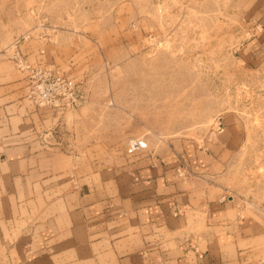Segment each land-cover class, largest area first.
Instances as JSON below:
<instances>
[{"label":"crops","instance_id":"crops-1","mask_svg":"<svg viewBox=\"0 0 264 264\" xmlns=\"http://www.w3.org/2000/svg\"><path fill=\"white\" fill-rule=\"evenodd\" d=\"M250 9L257 66L264 0ZM28 35V62L73 79L87 98L74 112L38 107L12 59L13 38L0 48V264H264V221L253 212L261 210L230 178L245 147L237 122L203 142L138 138L147 146L118 150L95 128L102 101L92 94L91 45L81 52L75 34Z\"/></svg>","mask_w":264,"mask_h":264},{"label":"rangeland","instance_id":"rangeland-1","mask_svg":"<svg viewBox=\"0 0 264 264\" xmlns=\"http://www.w3.org/2000/svg\"><path fill=\"white\" fill-rule=\"evenodd\" d=\"M251 3L0 0V48L13 38L32 69H51L21 52L27 30L38 39L75 34L81 52L90 44L92 94L102 101L95 128L118 150L138 138L203 142L219 123L237 122L246 136L230 171L233 191L264 221V59L256 66L247 50L260 31ZM20 70L29 91L31 72Z\"/></svg>","mask_w":264,"mask_h":264},{"label":"built area","instance_id":"built-area-1","mask_svg":"<svg viewBox=\"0 0 264 264\" xmlns=\"http://www.w3.org/2000/svg\"><path fill=\"white\" fill-rule=\"evenodd\" d=\"M14 57L18 61V68L31 72V84L28 99L38 107L54 109L62 113L74 112L86 103L80 85L64 77L60 73L48 68H31L15 48ZM221 130V123H219ZM146 143L136 141L131 143V150L146 147ZM180 176L184 175L178 170Z\"/></svg>","mask_w":264,"mask_h":264}]
</instances>
